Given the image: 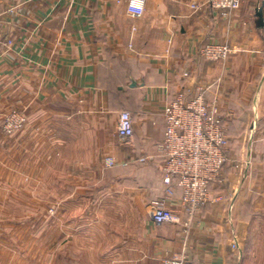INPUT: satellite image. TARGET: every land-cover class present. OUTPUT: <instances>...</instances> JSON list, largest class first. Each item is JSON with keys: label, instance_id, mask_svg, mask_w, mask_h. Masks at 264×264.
<instances>
[{"label": "crops", "instance_id": "crops-1", "mask_svg": "<svg viewBox=\"0 0 264 264\" xmlns=\"http://www.w3.org/2000/svg\"><path fill=\"white\" fill-rule=\"evenodd\" d=\"M262 5L242 0L223 17L206 0H147L132 18L127 0H0V264H160L182 250L192 264H264ZM204 44L232 53L206 61ZM198 87L229 161L185 237L155 225L149 203L166 195L163 109ZM12 110L26 122L7 135Z\"/></svg>", "mask_w": 264, "mask_h": 264}, {"label": "built area", "instance_id": "built-area-1", "mask_svg": "<svg viewBox=\"0 0 264 264\" xmlns=\"http://www.w3.org/2000/svg\"><path fill=\"white\" fill-rule=\"evenodd\" d=\"M147 0H127V12L139 18L145 12ZM242 0H206V4L223 17L237 11ZM192 9H199L193 5ZM13 12V8L7 10ZM9 46L10 40L5 41ZM232 50L225 44H204L199 57L206 61H227ZM164 134L157 151L164 159L163 183L166 195L149 203V213L155 225L174 224L189 233L191 218L211 201L210 187L223 182L222 170L229 161V141L226 128L215 107L206 102L205 90L198 87L191 95L178 92L162 112ZM117 135L122 141L133 136V120L127 111L118 114ZM26 122L25 115L12 110L4 115L2 131L11 135L19 132ZM142 160V159H141ZM111 165L112 161L108 160ZM174 188L181 191V208L188 216L170 209L169 198ZM184 246V245H183ZM235 248V244L232 245ZM160 264H192L184 250Z\"/></svg>", "mask_w": 264, "mask_h": 264}, {"label": "water", "instance_id": "water-1", "mask_svg": "<svg viewBox=\"0 0 264 264\" xmlns=\"http://www.w3.org/2000/svg\"><path fill=\"white\" fill-rule=\"evenodd\" d=\"M259 18V25L263 26L264 25V12H263V5L257 10L256 14Z\"/></svg>", "mask_w": 264, "mask_h": 264}, {"label": "rangeland", "instance_id": "rangeland-1", "mask_svg": "<svg viewBox=\"0 0 264 264\" xmlns=\"http://www.w3.org/2000/svg\"><path fill=\"white\" fill-rule=\"evenodd\" d=\"M4 117V116H3ZM2 121H3V118H2Z\"/></svg>", "mask_w": 264, "mask_h": 264}, {"label": "trees", "instance_id": "trees-1", "mask_svg": "<svg viewBox=\"0 0 264 264\" xmlns=\"http://www.w3.org/2000/svg\"><path fill=\"white\" fill-rule=\"evenodd\" d=\"M1 123L3 124V121Z\"/></svg>", "mask_w": 264, "mask_h": 264}]
</instances>
